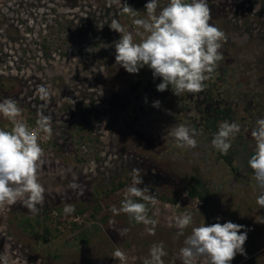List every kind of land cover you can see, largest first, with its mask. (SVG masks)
<instances>
[{"label":"rangeland","instance_id":"rangeland-1","mask_svg":"<svg viewBox=\"0 0 264 264\" xmlns=\"http://www.w3.org/2000/svg\"><path fill=\"white\" fill-rule=\"evenodd\" d=\"M147 2L121 0L141 16ZM207 2L211 23L228 37L220 49L224 58L204 91L177 96L171 86L157 91L161 78L152 81L147 66L130 74L116 64L120 34L110 29L111 20L139 40L119 4L0 0V100L16 99L33 127L39 112L51 115L53 130L50 139L40 140L45 151L40 183L46 190L41 208L49 213L32 216L19 203L0 209V253L6 248L9 264H120L112 257L117 248L127 253V264H143L159 242L168 253L165 264H182L179 251L191 226L177 238L178 229L170 225L184 212L193 215L194 226L244 225L246 256L237 254L230 264H264V208L256 203L260 190L248 158L235 157L229 167L211 146L218 124L227 120L239 123L241 132L225 157L245 147L254 151L251 129L264 118V0ZM41 87L48 99L41 98ZM180 123L201 133L196 148L175 147L169 128ZM6 126L0 117V128ZM133 168L142 170L139 187L150 186L160 201L149 212L159 220L155 235L111 212L120 206ZM73 183L80 187L72 189ZM190 186L207 188L209 200L187 202ZM65 203L85 211L65 215L60 211ZM123 228L125 237L118 234ZM45 230L48 242L42 239Z\"/></svg>","mask_w":264,"mask_h":264},{"label":"clouds","instance_id":"clouds-1","mask_svg":"<svg viewBox=\"0 0 264 264\" xmlns=\"http://www.w3.org/2000/svg\"><path fill=\"white\" fill-rule=\"evenodd\" d=\"M108 4L121 6V14L130 18L139 36V40H135L133 33L118 19L111 20L110 29L120 34L114 42L117 65L130 74H137L147 66L154 78H161L162 82L157 85L159 92L171 86L173 94L181 96L206 89V82L214 78L218 64L224 58L220 49L228 39L222 29L211 23L207 0H167L163 6L160 0H149L144 6L143 16L127 3L122 4L121 0H108ZM38 91L42 99L49 98L47 89L41 87ZM159 105L157 100L153 106ZM23 113L24 109L16 99L7 97L0 100V117L9 125L0 128V209L19 203L30 215L36 216L44 204L46 192L40 183L45 156L40 140L41 135L47 139L52 137V117L39 112L33 127L23 118ZM240 132L239 123L220 122L212 135V148L226 156ZM200 134L185 123L169 128V135L179 149L196 148ZM251 138L255 141V148L248 166L260 190L256 203L264 208V118L256 120ZM130 175L131 184L124 190L120 206L113 205L111 212L114 216L127 215L130 222L143 224L147 234L155 235L159 220L151 217L149 212L160 201L151 193L150 186L139 187L143 184L141 169L133 168ZM70 187L75 190L80 186L73 183ZM75 211L74 205L64 204L65 215ZM170 226L178 229L177 238L184 236L185 229L191 226V233L185 237L179 251L182 264H197L199 260H203V264H230L237 254L246 256L247 232L242 231L244 225L228 221L211 225L203 222L194 226L193 215L184 212L176 216ZM127 232V228L118 230L121 237H125ZM167 254L163 242L153 243L143 264H165L163 257ZM112 257L120 264L128 262L127 253L120 248L113 252ZM0 264H9L6 248L0 253Z\"/></svg>","mask_w":264,"mask_h":264},{"label":"trees","instance_id":"trees-1","mask_svg":"<svg viewBox=\"0 0 264 264\" xmlns=\"http://www.w3.org/2000/svg\"><path fill=\"white\" fill-rule=\"evenodd\" d=\"M148 74H150V72L148 73ZM147 73H145V75H148ZM152 79V81H155V79L156 78H154L153 76L151 77ZM250 136H251V134H250ZM242 147H245V146H243V145H241ZM248 147H251L250 145H247ZM235 154V156H233V154L230 156V157H232V158H226L225 157V155H222V154H220L221 155V157H223V159H224V162L226 163V165H228L229 167L232 165V160H236V158L235 157H238V156H240V155H243L245 158H248V160L250 159V157H251V155L252 154H254V151L253 150H251V149H249V148H247V147H245L244 148V152L242 153V154H240V153H234ZM244 159V158H243ZM248 160H247V162L246 163H248ZM235 165H237V164H233V170L234 171H236L235 170V168L234 167H236ZM250 168V167H249ZM250 172H251V174H253V172H252V170H251V168H250ZM242 179V178H241ZM186 190H187V196H188V198H187V202H189L192 198H195V197H198V198H200L201 199V201L202 202H204L205 200H206V198L209 200V197L211 196V193L212 192H210L207 188H202V190L201 189H198L197 187H195V186H190V187H188V188H185ZM214 190L215 189H217V186L216 187H214L213 188ZM93 200H95L96 201V205L94 204V211L95 212H98V211H100V206H99V203L97 202L98 201V198L96 197V198H94ZM55 209L56 210H58L59 208H57V207H55ZM61 212L63 211V209H61L60 210ZM85 211V209H81V210H78V211H76L77 212V214H81V213H83ZM49 213V211H48V209H45V208H41V210H40V213H39V215L38 216H45L46 214H48ZM63 213V212H62ZM64 214V213H63ZM92 216H94L93 214H92ZM26 221H28V220H26ZM50 233V231H48V230H45V234H43V236H42V239H43V241H45V242H48V240L46 239L47 238V234H49ZM255 252V251H254ZM256 253V252H255Z\"/></svg>","mask_w":264,"mask_h":264},{"label":"built area","instance_id":"built-area-1","mask_svg":"<svg viewBox=\"0 0 264 264\" xmlns=\"http://www.w3.org/2000/svg\"><path fill=\"white\" fill-rule=\"evenodd\" d=\"M41 142V141H40Z\"/></svg>","mask_w":264,"mask_h":264}]
</instances>
